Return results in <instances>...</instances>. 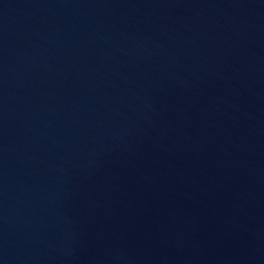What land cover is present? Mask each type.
Instances as JSON below:
<instances>
[{"label": "water", "instance_id": "95a60500", "mask_svg": "<svg viewBox=\"0 0 264 264\" xmlns=\"http://www.w3.org/2000/svg\"><path fill=\"white\" fill-rule=\"evenodd\" d=\"M0 264H264V0H0Z\"/></svg>", "mask_w": 264, "mask_h": 264}]
</instances>
